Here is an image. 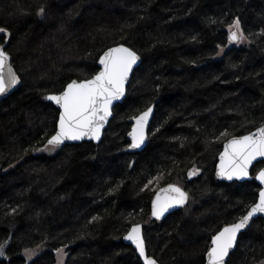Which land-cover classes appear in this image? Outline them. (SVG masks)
Returning <instances> with one entry per match:
<instances>
[{
	"label": "trees",
	"instance_id": "1",
	"mask_svg": "<svg viewBox=\"0 0 264 264\" xmlns=\"http://www.w3.org/2000/svg\"><path fill=\"white\" fill-rule=\"evenodd\" d=\"M236 19L240 46L229 44ZM0 28L22 80L0 104V264H56L62 248L65 264H142L123 242L137 224L160 264H205L213 236L260 191L255 179L219 181L216 165L227 140L264 125V0H0ZM118 44L142 62L103 140L44 151L60 113L46 97L94 77ZM152 105L147 146L127 153L131 120ZM172 183L188 205L152 220L156 191ZM229 260L264 263L262 218Z\"/></svg>",
	"mask_w": 264,
	"mask_h": 264
},
{
	"label": "snow or ice",
	"instance_id": "2",
	"mask_svg": "<svg viewBox=\"0 0 264 264\" xmlns=\"http://www.w3.org/2000/svg\"><path fill=\"white\" fill-rule=\"evenodd\" d=\"M234 28L230 40L240 43L243 32L239 19H236ZM6 31L0 28V33ZM9 59L3 47H0V95H4L20 82L9 64ZM139 59L137 53L128 47L121 45L111 48L100 58L99 63L103 65V70L94 78L80 83L73 81L59 95L47 96L46 99L59 105L62 112L59 115L58 131L47 141L46 148L51 146L48 150L55 149L66 140L79 141L87 138L99 141L101 130L112 115L113 101L119 100L124 95L125 85ZM151 114L152 108L149 107L140 116L134 118L136 126L130 133L132 148H139L144 143L145 130ZM258 157L264 158V127L259 128L257 133L229 141L220 157L219 175L227 180L234 178L243 180L249 176V168ZM256 178L264 184V171H260ZM163 191L174 195L156 196L153 215L157 219H160L169 208L183 206L188 201L187 193L179 187L169 186ZM257 214H264V190L260 191L258 202L253 204L245 215L224 227L212 238V246L207 253L208 264H231L226 258L229 257L230 251L237 248L239 234L254 223L253 218L257 217ZM125 239L135 245L144 264H157L156 260L146 252L140 225L132 227ZM3 255V246L0 245V256Z\"/></svg>",
	"mask_w": 264,
	"mask_h": 264
},
{
	"label": "water",
	"instance_id": "3",
	"mask_svg": "<svg viewBox=\"0 0 264 264\" xmlns=\"http://www.w3.org/2000/svg\"><path fill=\"white\" fill-rule=\"evenodd\" d=\"M234 30H235V29H234ZM234 30H233V31H234ZM0 34H6V35H7L5 42H4L3 44H1L0 47H3L4 51L8 54V56H9V58H10V59H9V64H10L12 70H13V71L16 73V75L19 77V81H20L15 87L11 88V89H10L8 92H6L4 95H0V104H1L6 98H8L11 94H13L14 92H16V91L21 87L22 80H21L19 74L17 73L15 67L13 66V59H12V56L8 53V47H9V43H10V34H9L7 31H6L5 33H0ZM230 34H231V33H230ZM229 44H230V45H236V44H238V43H235V42L231 41V40H230V35H229ZM121 45H122V46H125V47H128V46H126V45H124V44H118V45L111 46V47L107 48V49L101 54L100 58H101V57L103 56V54H104L105 52H107L109 49L114 48V47H118V46H121ZM128 48H130V47H128ZM130 49H131V48H130ZM132 50H133V49H132ZM133 51H134V50H133ZM136 53H137V52H136ZM137 55L140 57V55H139L138 53H137ZM100 58H99V60H100ZM99 60H98V66H99V71H98V73H99L100 71L103 70V65H101V64L99 63ZM141 62H142V58L140 57V59L137 61V64L133 67L132 74L129 76V80H128V82H127L126 85H125V92H124V95H123L119 100H115V101H113V104H112V115L108 118V122L104 125V127H103L102 130H101L100 140L97 141V140H95V139H87V138H85L84 140H79V141H70V140H66L62 145H60V146L57 147V148H61V147H63V146L66 145V144H80V143H82V142H94V143L98 144V143H100V142L103 140L105 130L108 128L109 123H110L111 119L113 118V110H114V108H115L116 105L122 103V102L124 101V99L126 98V96H127V92H128V86H129V84H130V82H131V79H132L133 73H134L135 69L138 68V67L140 66ZM6 72H7V68H6ZM98 73H97V74H98ZM97 74H96V75H97ZM92 78H94V77H92ZM92 78H90V79H92ZM74 81L77 82V83H80V82H83L84 80H83V81L74 80ZM72 82H73V81H72ZM72 82H71V83H72ZM66 87H67V86H66ZM65 90H66V88H65L63 91H65ZM63 91H62V92H63ZM62 92H61V93H62ZM59 94H60V93H58V94H51V95H59ZM47 101H48V102H51V103H52L57 109H59L60 113L62 112V109L59 107V105L55 104L54 101H49L48 99H47ZM151 108H152V114H151V116L149 117V120H148V123H147V127H146V130H145V131H146V139H145L144 143H143L139 148H132V147H131V144H132V137H131L130 133L132 132L133 128H135V126H136V120H135L134 118L131 120L132 128H131V130H130V132H129V134H128V140H129V142H130V145H129V147L126 149V152H127V153L141 152V151L147 146V144H148V138H149V129H150L151 124H152V119H153L154 111H155V105H152ZM60 113H59V115H60ZM141 114H142V113H141ZM141 114H140V115H141ZM140 115H138V116H140ZM138 116H137V117H138ZM58 120H59V118H58ZM261 127H264V125L261 126ZM261 127H259V128H261ZM259 128H258V129H259ZM258 129L254 130V131L251 132V133L245 134V135H251V134L257 133ZM57 131H58V122H57V129H56V132H57ZM56 132H55V133H56ZM245 135H243V136H245ZM243 136L232 137V138H230L229 140H227V141L223 144V148H222V151H221V153H220V155H219V157H218V162H217V165H216V177H217V179H218L219 181H223V182H227V183H233V182L244 183V182L252 181L253 179H255L256 182H257V183L259 184V186H260V191H262V190H264V184H262V183H261L256 177L258 176V174H259L260 171H264V167H263V168H262V169L256 174L255 177L252 175V170H253V168H254L258 163H260V162H264V158H262V157H258L256 160H254V161L252 162V165H251L250 168H249V176L246 177V178H244L243 180H239V179H235V178H234L233 180H227L226 178H223V177H221V176L219 175V172H220V167H219V166H220V157H221V155L224 153L225 147L227 146V144L229 143V141L232 140L233 138H240V137H243ZM49 139H50V138H49ZM46 145H47V143H46ZM169 186H176V187H179V188L182 189L184 192H186L187 195H188V201H187V203L184 204L183 206H176V207H173V208H169V210H168L167 212H165L164 215H163L160 219H157V218L153 215V206H154V202H155V200H156V196H157V195H160V196L163 197V196H165V195H169V194L174 195L173 193H166V192L163 191V190H165V189H168ZM260 191H259V193H260ZM258 198H259V194H258ZM257 202H258V199H257L256 203H257ZM188 203H189V194H188V192H187L184 188H182L181 186H179V185H177V184H173V183H172V184H168V185H166V186H163V187L159 188V189L156 191V193H155V195H154V198H153V200H152V204H151V218H152V220L162 221V220H164L168 215H170V214H172V213H174V212H177V211H180V210L184 209V208L188 205ZM248 210H250V208H249ZM245 214H246V213H245ZM245 214H244V215H245ZM258 218H262V219L264 220V214H257V217H254V218H253V221H255V220L258 219ZM252 224H253V223H252ZM252 224H250V227L252 226ZM137 225H140V227H141V235L143 236V238H144V240H145V236H144V227H143V225H142V224H137ZM229 225H231V224H229ZM229 225H226V226H229ZM134 226H136V225H134ZM134 226H132V227H134ZM226 226H224V227H226ZM132 227H131V228H132ZM224 227H223V228H224ZM250 227H249V228H246V229H244V230H242V232H241V233L239 234V236H238V240H239L240 236H241L243 233H245L246 231H248V230L250 229ZM223 228H222L220 231H222ZM130 230H131V229H130ZM130 230L128 231V233L130 232ZM220 231H219V232H220ZM219 232H218V233H219ZM128 233L124 236V238H123V242H124L125 244L129 245V246H132V247L136 250L137 255L139 256L138 249H136L135 245H134L131 241H128L127 239H125V237L128 235ZM218 233H216L215 235H217ZM215 235H214V236H215ZM214 236H213V237H214ZM238 240H237V244H238ZM211 241H212V240H211ZM145 245H146V252H147V254H148L146 240H145ZM211 246H212V244H211ZM234 251H235V249L232 250V251H230V253H229V257L226 258V260H229L231 254H232ZM148 255H149V254H148ZM150 257L153 258V259H155V258L152 257V256H150ZM139 258L141 259L142 264H144V260H143V258L140 257V256H139ZM155 260H156V259H155ZM156 262H157V264H160L157 260H156ZM205 264H208V262H207V255H206V263H205Z\"/></svg>",
	"mask_w": 264,
	"mask_h": 264
},
{
	"label": "rangeland",
	"instance_id": "4",
	"mask_svg": "<svg viewBox=\"0 0 264 264\" xmlns=\"http://www.w3.org/2000/svg\"><path fill=\"white\" fill-rule=\"evenodd\" d=\"M235 28H230L229 29V32L231 33V31H233ZM246 41V37L243 36L242 40L240 43H238L237 45H242L244 44ZM229 49V47H225V48H222L220 50V54L218 55V57H220L222 54H224L227 50ZM48 148H51V146H48L47 148L45 147L44 151H52V150H48ZM196 173V172H194ZM45 248L46 246L45 245H40L34 249H30V250H27L25 252V256L29 259H35L37 257H39L44 251H45ZM4 250V248H3ZM62 250V251H61ZM4 256V255H3ZM3 256H0V258H2ZM66 258H67V255H66V250L64 248L60 249L58 252H57V263L56 264H65L66 262ZM262 264V263H261ZM264 264V263H263Z\"/></svg>",
	"mask_w": 264,
	"mask_h": 264
}]
</instances>
